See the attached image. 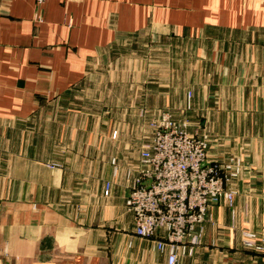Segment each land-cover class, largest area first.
Returning a JSON list of instances; mask_svg holds the SVG:
<instances>
[{
	"label": "crops",
	"instance_id": "crops-1",
	"mask_svg": "<svg viewBox=\"0 0 264 264\" xmlns=\"http://www.w3.org/2000/svg\"><path fill=\"white\" fill-rule=\"evenodd\" d=\"M143 33L174 68L151 67L104 104L108 125L71 122L96 70ZM166 110L210 135L211 158L244 165L234 206L211 207L184 263L264 264L242 241L244 229L264 239V0H0V264H168L135 233L128 166L111 147L126 148L118 120H144V141Z\"/></svg>",
	"mask_w": 264,
	"mask_h": 264
},
{
	"label": "built area",
	"instance_id": "built-area-1",
	"mask_svg": "<svg viewBox=\"0 0 264 264\" xmlns=\"http://www.w3.org/2000/svg\"><path fill=\"white\" fill-rule=\"evenodd\" d=\"M148 126L139 163L127 170L126 211L133 217L135 233L153 240L168 264H185V257L202 244L211 207L234 206L243 160L231 155L211 158L210 135L191 132L187 120H178L168 110L151 118ZM117 134L115 130L114 137ZM112 163L116 174V157ZM112 184L107 181L106 195ZM242 241L245 247L264 250V239L253 230L244 229Z\"/></svg>",
	"mask_w": 264,
	"mask_h": 264
},
{
	"label": "rangeland",
	"instance_id": "rangeland-1",
	"mask_svg": "<svg viewBox=\"0 0 264 264\" xmlns=\"http://www.w3.org/2000/svg\"><path fill=\"white\" fill-rule=\"evenodd\" d=\"M146 35V33H143L141 36L131 39L127 38L124 40L122 44L119 45L120 48L118 47L111 59L113 66H108L105 69H99L98 73L96 70L93 75V81L97 82V84H90L88 98L81 99V94H79L72 106L73 116L72 118H69L71 122L73 120H77L79 123L83 122L82 124H89L90 126L94 125L97 127H104L108 125L106 122H111L112 118L102 117L103 115L99 117L97 115L98 112H102V109L105 107L104 104L113 106V104H115L113 101H116L119 97L123 96L124 93L127 96L129 95L126 90L129 84H134L135 81L140 84L142 81L146 80L147 75L148 79H151V76L149 75L151 67L156 66L157 71L160 69L159 72L165 71L162 70L164 68H174L172 66L174 62H168L169 58H166V55L159 53L156 54V52H166V50H159L151 47L150 45L158 47L159 45L157 42L151 41ZM129 47H132V49L129 50ZM134 59H137L138 62L135 63ZM145 61L148 62L145 64ZM136 66L137 69H135ZM158 75L165 76V74ZM104 80L109 81V84H107L106 87L100 88L99 85L102 84ZM98 91H101V95L97 94ZM139 91L138 96H143L144 87H141ZM103 93H105V95L102 101ZM109 93L110 95L108 96ZM78 112L79 115L76 118L75 114ZM89 116L90 119H88ZM117 123L122 131L120 130L121 134L118 133L115 137L111 134L112 139L114 141L120 140V143L123 142V146L126 145V148L121 149L120 145L117 143L116 145L118 146L111 145L112 150L114 149V151L119 152L118 154L121 157L120 163L123 167H125V165L126 167H129V164L132 163H139L141 145L147 139L146 137V139L142 141L144 139V135H146L144 132L145 130H141L143 124V127L146 126L145 121L141 119V121L137 122V120L133 118H121Z\"/></svg>",
	"mask_w": 264,
	"mask_h": 264
}]
</instances>
